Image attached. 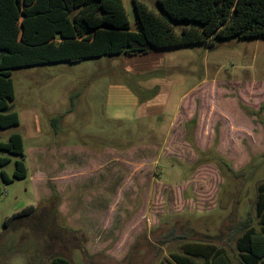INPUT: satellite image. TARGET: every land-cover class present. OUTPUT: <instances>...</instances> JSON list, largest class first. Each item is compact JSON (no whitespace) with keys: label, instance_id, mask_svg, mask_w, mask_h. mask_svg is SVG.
<instances>
[{"label":"rangeland","instance_id":"374dc122","mask_svg":"<svg viewBox=\"0 0 264 264\" xmlns=\"http://www.w3.org/2000/svg\"><path fill=\"white\" fill-rule=\"evenodd\" d=\"M122 1L134 29L133 0ZM137 1L161 14L157 0ZM189 25L173 23L176 32ZM164 53L159 66L142 73L128 71V64L145 62L140 58L145 55L12 70L10 106L20 124L0 130V141L13 133L22 136L28 176L8 185L0 181V233L6 219L48 199L55 189L61 197L58 213L87 237L79 246L80 239L51 228V216L41 214L26 231L5 237L0 264H50L54 256L72 264H159L170 252H180V240L165 239L172 230L211 238L241 264L237 228L247 214L255 218L256 185L264 181V128L255 115L263 108L264 120V36ZM122 87L138 95L140 107L113 96ZM71 98L75 107L66 113ZM146 105L159 114L146 117ZM71 148L95 153L108 148L109 160L101 169L82 168ZM9 157L0 170L12 176L19 158ZM38 168L43 176L34 182ZM116 188L120 199L113 209L107 200ZM94 197L92 204L103 205V212L80 217ZM29 244L36 247L26 257L19 249L28 251Z\"/></svg>","mask_w":264,"mask_h":264},{"label":"trees","instance_id":"16d2710c","mask_svg":"<svg viewBox=\"0 0 264 264\" xmlns=\"http://www.w3.org/2000/svg\"><path fill=\"white\" fill-rule=\"evenodd\" d=\"M157 4L161 14L133 0L136 21L132 29L122 0H0V130L20 124L19 115L10 106L15 98L14 69L77 63L104 56L145 55L153 50L194 45L211 47L218 40L232 37L264 36V0H157ZM176 22L190 25L176 32L173 27ZM74 107L71 98V107L66 113H71ZM262 111L263 108L255 115L264 128ZM64 115L55 118L56 121ZM0 152L7 154L0 157V168L10 163L9 156L19 158L12 176L0 170V181L8 185L27 177L26 152L20 134H11L7 142L0 141ZM228 169L234 177H243V172ZM60 202L61 197L52 189L48 199L6 219L0 245L9 233L15 236L26 231V224L41 214L51 216V228L71 233L76 240L80 239L78 245H82L86 234L66 225L57 210ZM254 207L255 218L247 214L237 228L240 236L236 245L241 264H264V181L256 185ZM165 239L180 240L182 244L180 252H170L169 258L159 264H235L211 238L178 236L172 230ZM28 247V251L25 247L19 249L26 257L36 246L29 244ZM50 264L72 263L54 256Z\"/></svg>","mask_w":264,"mask_h":264},{"label":"crops","instance_id":"0c3cea01","mask_svg":"<svg viewBox=\"0 0 264 264\" xmlns=\"http://www.w3.org/2000/svg\"><path fill=\"white\" fill-rule=\"evenodd\" d=\"M165 53H164V50H153V51H151L150 53H148V54H145V56L143 57V56H141L140 58L141 59H145V62H142V61H139V64H134V62H132V63H129L128 65H131L132 66V68H130V69H128V71H130V72H135V73H142L144 70H146V71H151V69L152 68H155L156 66H159V62H161V59H162V57H161V55L163 56ZM137 56H139V55H137ZM127 57H133V56H127ZM135 59V58H134ZM122 90H124L123 92H122ZM113 96H115V98H118V97H121V98H124L123 100L125 101V102H128V103H130V104H132L133 106H136V107H140L141 106V102H142V100L140 99V98H138V95H136L132 90H130V89H127V88H123L122 87V89L120 90V91H118V92H116V93H114L113 94ZM145 109L147 108L148 110H147V113H146V117H148V116H153V115H158L159 114V112L160 111H153L152 109H150V107L148 106V105H146V107H144ZM39 133H40V130H39ZM66 149H68V148H66ZM73 151H75V152H73L71 155H75L76 157H78L79 159H80V162L82 163V168L83 167H85L86 166V164H88V165H96V167H98V168H100L101 169V167H104L105 165H106V161H108L109 160V157L107 156L108 155V152L110 151L108 148H105V149H103L101 152H99V153H95V152H92V151H89V150H87V149H84V148H71ZM133 149H136V147L135 148H133ZM132 149V150H133ZM40 154H42V151L40 150V152H39V155ZM78 155H80V156H78ZM82 155V156H81ZM115 161H116V159H115ZM82 168H81V171H82ZM92 168V167H91ZM91 168L89 169V170H87V171H90L91 170ZM28 170V169H27ZM80 171V172H81ZM76 173V171L75 170H68V173ZM103 172H105L104 170H101V171H99V174H101V173H103ZM80 174V173H79ZM78 174V175H79ZM27 176H28V174H27ZM41 176H43V174H42V172H41V170H40V168H38L37 169V171L36 172H34L33 174H32V179H33V181L34 182H38V180L40 179V177ZM100 177H101V175H100ZM102 180V182H101V184L100 185H102L104 182V179H101ZM82 182V181H81ZM76 183H78V182H76ZM76 183H74L72 186H71V188H72V191H76V189H77V186H76ZM105 184V183H104ZM96 187V186H95ZM115 188V187H114ZM97 190H98V193L100 192V188H97ZM77 192V191H76ZM61 195V194H60ZM99 195V194H98ZM98 195H96V197L98 196ZM109 197V196H108ZM111 197V196H110ZM113 198V199H112ZM120 199V191L116 188V193H115V196L114 197H111V199L109 198L108 200H107V204H109L110 206H112L113 207V209H115V206H114V202H115V200L116 199ZM94 199H95V197L94 198H92L91 200H90V204L89 205H91V207H89L88 206V208H83V209H80V210H82L83 212H85V213H81L80 212V217H82V216H84V217H87V218H89V216H87V213L88 214H90L89 212L90 211H92V212H98V213H102L103 212V205H98V204H92L93 203V201H94ZM104 199H106V198H104ZM112 201V202H111ZM119 201H121V200H119ZM79 210V211H80ZM108 211V210H107ZM78 217V216H77ZM79 218V217H78ZM76 219V218H75ZM68 220H70L69 218H68ZM67 221V220H66ZM71 221V220H70ZM74 220H73V218H72V222H73ZM66 224H67V222H66ZM69 225V224H68ZM70 226H72V225H70ZM72 227H74V226H72ZM81 229V228H80ZM86 232V231H85ZM87 233V232H86Z\"/></svg>","mask_w":264,"mask_h":264}]
</instances>
